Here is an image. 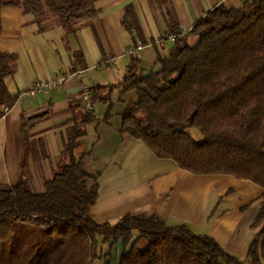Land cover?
<instances>
[{
	"label": "trees",
	"instance_id": "1",
	"mask_svg": "<svg viewBox=\"0 0 264 264\" xmlns=\"http://www.w3.org/2000/svg\"><path fill=\"white\" fill-rule=\"evenodd\" d=\"M98 0H0V9L19 7L40 29L56 24L69 32L93 18ZM174 45L158 56L156 67L143 69L130 58L119 85L124 106L119 132L141 140L158 158L170 159L193 174H229L264 189V0L240 6L218 4L181 34L168 0H150ZM121 24L137 31L131 5ZM193 39V40H191ZM13 55L0 52V118L14 97L3 78L13 71ZM98 85L92 102L112 103ZM125 96V97H124ZM35 118H21L22 134ZM96 120L86 111L66 131L62 160L40 192L30 188L26 163L19 178L0 185V264H110L111 247L121 242L117 264H264V191L251 227L256 229L244 260L228 254L210 236L186 224L165 225L157 216L125 214L113 225L98 224L89 214L97 200L98 174L76 154L85 124ZM188 128L197 129L194 139ZM107 243L108 250H101Z\"/></svg>",
	"mask_w": 264,
	"mask_h": 264
},
{
	"label": "crops",
	"instance_id": "2",
	"mask_svg": "<svg viewBox=\"0 0 264 264\" xmlns=\"http://www.w3.org/2000/svg\"><path fill=\"white\" fill-rule=\"evenodd\" d=\"M248 1L168 0L183 35L214 6L236 7ZM95 5L98 13L73 32L56 24L40 29L19 7L0 9V52L13 55V71L3 82L14 97L0 118V185L15 182L24 161L30 188L40 192L62 160L66 131L83 119L82 91L112 86L110 117L103 119L108 102H92L96 120L85 124L76 149L77 155L86 152L84 165L98 174V196L90 217L98 224L113 225L125 214L155 215L165 225L183 223L195 234L212 237L225 252L244 260L256 232L251 222L264 189L229 174L190 173L170 159L156 157L141 140L119 132L124 102L118 84L131 58L125 55L126 49L141 45L135 58L149 70L156 67L158 56L167 55L174 37L169 36L150 0H98ZM127 5L134 9L137 31L130 32L121 24ZM262 53L257 52L252 59L264 62ZM75 70H84V75L71 76ZM58 75H66V79L56 89L32 98L18 96L35 82ZM22 117L36 119L26 134L20 126ZM9 138L12 162L7 157ZM101 250H108L107 243H101ZM122 250L120 241L111 247L110 264H117ZM99 260L98 264H104L103 258Z\"/></svg>",
	"mask_w": 264,
	"mask_h": 264
},
{
	"label": "built area",
	"instance_id": "3",
	"mask_svg": "<svg viewBox=\"0 0 264 264\" xmlns=\"http://www.w3.org/2000/svg\"><path fill=\"white\" fill-rule=\"evenodd\" d=\"M142 49L141 45L134 47H129L126 49L125 55L128 57H136L139 50ZM84 75V70H75L72 72L71 76L80 78ZM66 79V75L53 76L50 79L44 82H35L31 87L25 90H21L18 93V96H29L34 97L37 93L44 90H53L61 86ZM81 104L86 111H92V99L91 93L88 89H84L81 94Z\"/></svg>",
	"mask_w": 264,
	"mask_h": 264
},
{
	"label": "rangeland",
	"instance_id": "4",
	"mask_svg": "<svg viewBox=\"0 0 264 264\" xmlns=\"http://www.w3.org/2000/svg\"><path fill=\"white\" fill-rule=\"evenodd\" d=\"M191 40H193V39H191ZM261 52H264V51H261ZM262 54H264V53H262ZM252 63H253V65H256L257 63L255 62V60L254 59H252ZM108 92V89L106 90V89H103V91H102V93H107ZM187 132L194 138V139H200V137H201V135H200V133L197 131V129H194V128H188L187 129ZM12 140L9 138V142H8V147H7V157H8V160H9V162H12V160H13V156H12ZM85 166V165H84ZM85 168L87 169V166H85ZM99 168H101V164H100V166H99ZM88 170V169H87ZM96 260V259H95ZM95 260H93L92 262H91V264H95V262L98 264L99 262L101 263V261L99 260V259H97L98 261H95ZM103 261V260H102ZM114 264H116V263H114Z\"/></svg>",
	"mask_w": 264,
	"mask_h": 264
}]
</instances>
